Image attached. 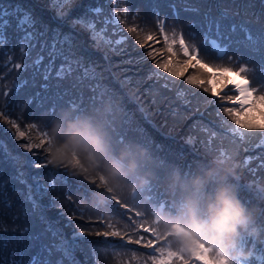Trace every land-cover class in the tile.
<instances>
[{"label":"trees","instance_id":"1","mask_svg":"<svg viewBox=\"0 0 264 264\" xmlns=\"http://www.w3.org/2000/svg\"><path fill=\"white\" fill-rule=\"evenodd\" d=\"M103 3L105 0H74L73 6L79 4L81 7H74L71 11L75 16L68 18L67 15H60L61 11L58 9H64V7H59L61 3L55 4L53 0H0V5L5 8L19 6L31 12L36 20L34 31L42 34L33 41L34 51L31 59L26 60L20 49L24 33L18 31L16 20L12 18L11 26L4 30L5 44L0 49V113H3L0 115V143L5 146L4 151L0 152V186L4 191L3 200L10 202L11 205L9 207L8 204H0V216L4 222V229L0 230V264H13L14 260L18 261L21 258L24 264H29L30 258L40 251L41 245L51 246L52 236L46 231L48 223L60 230L61 237L58 239L64 238L67 242L75 231L83 230L87 235L86 238L76 240L73 259L65 260V264H86V262L89 264H123L117 258V253L124 246H110L97 235L98 232L103 233V231H119L116 225L114 205L104 204L101 200L105 199L103 193L106 190L100 187L101 184L96 182V179L93 181L88 177L87 182H93L94 185L85 184L82 181L86 178L85 173H82L83 177H81V175H75L70 167L48 162L50 158L46 151L47 137L44 136L46 131L43 128V119L46 113L54 112L57 107L67 104H70L76 113L85 110L84 105L89 101L94 104L107 105L111 111L116 112L119 109L114 107L115 103L120 102L123 109V120L121 127L114 132L115 139L117 143L124 144L128 142L129 136H132L139 139L143 147L147 149L148 162L136 179L143 183L145 188L152 189L154 196L159 195L161 201H165L164 209L168 208L170 199L173 202L175 199L170 189V177L173 172L179 171L183 175H190L198 165H210L211 150H207L208 154L201 150L209 137H215L220 143L225 142L227 146L236 147L234 158L239 161V170L236 167L232 168V165L229 166L233 183L237 185L241 198L253 200L260 196L246 187L244 181L256 180L264 184V161L261 160L259 152L252 153L244 147L242 149V145L254 142L255 136L262 130H252L248 139L245 137L247 142L238 140L235 144L227 140L225 136H229L225 128H231L233 120L224 113H218L216 108L220 99L210 92L209 75L205 66L194 63L193 59L184 58L177 50H174L175 55L168 52V46L160 40L152 18V11L155 9L174 16L171 7L174 4L179 15H195L204 22L205 14L219 18L221 12L228 10L230 18L223 21L226 27L222 29L227 32V26L234 22H237V25L240 23L247 24V26L254 24L257 28L264 29V3H261V0H190L189 5H185L179 0H125V4L132 9L135 23L130 14L124 15L119 9L121 20L124 21L120 25L122 31L119 35H128L125 51L128 56L134 58L135 63L127 64L128 69L122 74L130 75L132 81L138 79V83L135 82L134 86H130L133 91L139 90L146 103L144 110L148 112L147 116H144V112L138 108L125 90L120 92L121 84L114 80L112 75L111 78H105L106 70L100 71L101 74L95 75L94 78H86L84 67L77 65L71 72L73 75L60 78L55 74L54 68H58L64 59L56 57L53 60L49 57L50 48L45 47V42L50 45L53 36L57 33L61 40L65 35L69 36L73 52L85 60L93 58V60L102 62L104 53L109 59L117 57L116 52L110 53L105 49L95 50L93 46H90L92 42L87 38L86 32L78 26L70 25V21L79 17H88L92 14L89 12L90 8ZM189 6L199 11H184L185 7ZM144 18L146 24H144ZM186 27L192 30L189 26ZM129 28L135 31L130 33ZM146 28L148 30L142 34L141 31ZM149 34L152 35V40L146 39ZM228 34L232 35L233 41L243 39L245 35L243 32ZM194 36L202 44L205 43L203 31L198 30ZM81 42L85 48L76 51ZM63 47L67 48L68 45L65 44ZM149 52L153 53L152 57L148 55ZM259 53L264 54V50L254 51L245 48L242 44L233 43L229 48V56L220 60L233 68L246 65L249 70H255L264 67V55ZM38 55L43 56L44 59L41 66L34 68L32 65ZM211 56L217 58L215 54ZM169 58H171L169 67L183 75L174 77L156 67L157 62L164 63L169 61ZM115 59L117 58L113 60ZM17 63L21 65L27 63L29 66L27 69L17 70L14 67ZM49 63L54 68L49 80L46 81L43 68ZM153 72L161 73V76L157 77L153 75ZM188 76L197 77L203 82V86L187 84ZM253 76L258 88L261 91L264 90V77L255 73ZM17 84H19L18 91L14 87ZM46 84L47 88H45ZM164 84L168 86V90H161ZM205 88H208V91H205ZM181 92L183 95H180ZM124 118L136 123L131 127L124 121ZM13 120L35 142L39 143L41 139H44V145L41 148H33L31 152L22 150L17 145L19 141L15 139L16 130L10 123ZM31 125L35 127H30ZM253 133L256 135L253 136ZM191 134H195L200 141L199 148H195V145L183 144V141ZM247 156L252 158L248 164L245 163ZM13 157L18 159H13ZM33 161L46 166L37 168L32 163ZM252 168H256V175ZM21 171L27 179V184H21L17 180ZM69 173L72 175H68ZM33 177H38L39 183L45 188L50 183H55L54 190L49 189L42 198H38L43 208L37 209L35 214H33L31 205L25 203L28 186H34ZM84 188L90 191L89 196L94 199L92 194L96 196L98 201L94 202L95 208L104 209L101 222L99 213L88 215L80 211L81 201L75 204L74 209L72 202L77 200L76 193L85 191ZM25 209H27L26 218ZM170 209H168V215L173 212V207ZM41 214L46 217L45 222L40 220ZM148 214L154 216L155 212L152 210ZM16 217L19 219H15ZM109 225L111 228L108 227ZM25 226L30 231L22 239L21 230ZM161 227L166 230L164 224ZM122 233L123 236L127 235L126 232ZM27 236H39L40 240L30 241ZM132 241L139 240L135 238ZM173 244L175 250H181L176 241ZM132 250L141 252L134 246ZM246 250L251 253L249 246ZM43 255L51 259L53 264L62 258V254L56 252H53L50 257L47 252Z\"/></svg>","mask_w":264,"mask_h":264},{"label":"clouds","instance_id":"2","mask_svg":"<svg viewBox=\"0 0 264 264\" xmlns=\"http://www.w3.org/2000/svg\"><path fill=\"white\" fill-rule=\"evenodd\" d=\"M84 109L76 113L67 104L44 116L50 161L70 167L75 175L102 176L101 188L123 192L139 177L148 151L132 136L124 144L117 143L114 132L123 120L120 102L116 112L91 101ZM170 189L175 196L173 212L163 224L180 247L203 243L225 257L227 264H239L249 255L241 241L264 238V195L241 198L222 157L213 156L210 165H198L190 175L173 172ZM176 225L183 231L177 233Z\"/></svg>","mask_w":264,"mask_h":264},{"label":"rangeland","instance_id":"3","mask_svg":"<svg viewBox=\"0 0 264 264\" xmlns=\"http://www.w3.org/2000/svg\"><path fill=\"white\" fill-rule=\"evenodd\" d=\"M73 1L74 0H72V2ZM78 6L79 4L73 6L72 3L71 4H60L59 7H64V9H58V10L61 11L60 15H67V17L69 18L71 16L72 17L75 16V14L71 10L74 7H78ZM94 8L102 9V12L99 16L92 13L91 15H88V17H79L78 19L95 20L97 30L105 27V21L110 20L116 14H119V18L121 20L119 9L121 13L125 15L124 9L127 8L128 9L127 14L131 15L132 20L134 22L132 9L130 6L125 4V0H105V3L99 4L96 7H93L92 9ZM152 15H153L152 18L154 19L155 27L158 31L160 40L164 45H167V44L165 43L164 38L158 27V24L160 23V21L164 22V31L169 35L170 39H171L173 31H175L177 35L179 34L183 35L186 44H188L189 46L191 45L196 46V48L198 49L199 55L193 56V57L183 56L178 42L174 46V50H177L186 59H193L194 63L196 64H198L197 60H200L201 62L199 64H203L205 66V69L209 75L208 82L210 85L209 86L211 90L210 92L213 96L216 95V93H218L217 95L220 99V103L216 108L218 113L226 114L225 108H229V109L234 108L237 111L238 118L241 119L242 122L257 123V124L264 123V102L256 101L251 106H245L244 109H240L239 105L236 103L238 99V94L233 91L232 82L235 81V83L242 84L243 80L237 79L235 74H233L231 77L227 75V73L212 71L213 66L227 67L226 65H229V64H225L222 60L212 57L209 54L208 50L205 49L204 44H202V42L194 36V33H196L198 30L203 31V33L204 31H206L205 22H202L201 20H199L195 15H189V14L179 15V20H177L176 16H172L168 13L156 11L155 9H153ZM78 19L75 18L73 21H70L71 22L70 25L72 27L78 26L80 29L86 32L87 38L89 39L90 42H92V45L88 43L86 44L93 46L95 50L105 49L107 52H110V53L116 52V56H117V57H114L117 59L113 60L114 58L109 59L108 55L104 53L103 54L104 61L101 62L99 60H95V59L93 60V58L90 60H85L82 56L76 55V57L82 58V64H83L84 69L85 68L93 69L95 72V75H100L101 74L100 71L106 70L105 78H111L110 76L112 75L113 79L117 80L121 84L119 87L120 92H124L125 90L127 94L133 98L134 102L138 105V108L144 112V116H147L148 112L144 110L146 103L142 99L141 94L139 93V90L133 91V88L130 86V85L134 86L133 83L135 82L138 83L139 82L138 79H135L134 81H132L130 80L131 78L130 75L122 74V72L124 73L128 69V66H126L127 64L135 63L134 58L131 56H128V54L126 53L125 43L122 45L116 46L115 50L103 44H101L100 46H97L96 41H94L92 38L91 32L87 30L84 27V25L80 23H76ZM143 21H144V24H146L145 18L143 19ZM120 25L121 24H119L118 26L114 24L106 25L107 35L111 37L113 40L119 39L121 36L119 35L120 31H118V29L120 30L121 28ZM186 26H189L190 28H192V30L191 31L188 30ZM144 30L141 31L142 34H145V32L148 29L146 28ZM125 37L128 38V35L126 34ZM84 48L85 46L83 45V42H81L79 44V47L76 48V51L82 50ZM64 63L65 61L58 68L56 67L54 68L52 65L50 73L52 69L54 68L56 70L55 72L56 74L57 71L60 69V67ZM76 66L77 65H73V69ZM69 75H73V74H69ZM161 90H168V86L164 84L161 87ZM260 96H263V95H260ZM114 107L116 109H119V104L116 102ZM129 115L131 114L129 113ZM124 121L130 124L131 127H133V124L136 123L134 120H133L134 122H131L127 118H124ZM235 127L237 126L232 121L231 128H235ZM231 128H225L226 129L225 132L229 136V137L227 136L225 137L227 138V140L235 144H237L236 141L238 140H243L247 142L245 140V137L246 139H248L249 134L252 133V130L240 129L241 132L245 133L243 138H241L239 135H236L233 132H231L230 131ZM255 135L256 133H253V136ZM262 140H264V130H262L260 134L258 132V135L255 136L254 142L250 144H247V143L243 144L242 149L244 147L246 148V150H250L252 153L259 152L258 154L261 155V160L264 161V145L261 144ZM17 141H19V143H17L19 147L22 144L28 143V140L25 138H21L20 140H17ZM205 143L206 145L203 146V149H201L202 151L207 153V150H211V157L213 156L222 157L225 161H227L229 165H232L231 166L232 168L236 167V169L239 170V167H240L239 161L234 158L236 147H230L229 145L228 147L227 145H225V142L220 143L215 137L214 138L209 137V139ZM183 144L187 146L195 145V148L196 147L199 148L200 141L198 140L195 134H191L187 136V138L183 141ZM23 149L24 148H22V150ZM202 157H203V154H202ZM251 159H252L251 157L247 156L245 158V163L248 164L251 161ZM220 162L223 163V161H220ZM252 170L254 171V174H255L256 168H252ZM68 175H72V173H69ZM84 176H86V178L85 179L83 178L82 181L85 184H88L89 186L90 185L93 186L94 183L87 182L88 177L92 178L93 181L96 179V182H99V184H102L103 182L102 176H98L95 174L89 175L87 173H85ZM81 177L83 176L81 175ZM244 183L246 187H248L254 192V194H258L260 196L264 195V184H261L257 182L256 180H247V181H244ZM89 192L90 191L87 189H85V191L83 192H77L76 193L77 200L72 202V205L75 209V204L78 201H81L82 204L80 205V211L88 215L99 213L100 222H101L102 221L101 217L104 214V209L98 210L97 208H95L94 202L97 200L96 196L92 194L95 197L94 199L93 197L89 196L88 194ZM146 193H149V195H146ZM103 194L105 195V199H101L102 202L107 205L109 203H112L114 205V213L116 214V225L118 226L119 228L118 232L120 233V236L108 237V238H105L102 235H100L103 242L105 243L107 242L108 245L110 246H124L122 250L117 253V258L121 260L123 264H153L152 257L156 254L154 250L159 249V240L156 238V234L163 233L165 230L163 229V227H161L165 217L162 216L160 213V208H161L162 203H161V199L159 195L154 196L152 193V189L145 188V185L141 183L139 180H137L136 178H135V182L132 183L123 192H109L108 190H106V192H104ZM152 210L155 212L154 216H151L148 214ZM80 232L81 230L73 232L71 237L69 238L68 243L70 245H73L74 250H75L76 241H73V236L74 235L79 236ZM122 232H126L127 235L123 236ZM83 237L84 238L87 237L86 233L85 235L80 236L77 240H81ZM135 238H138L140 243H136L132 241ZM195 243L200 245L199 242H195ZM201 244L207 247L203 243ZM133 246H142V247L147 248L149 251L137 252V251L132 250ZM181 248L183 249L185 247H181ZM220 260H222L220 264L227 262L225 258H223V256H220ZM86 264H89V262H86ZM198 264H202V262H199Z\"/></svg>","mask_w":264,"mask_h":264},{"label":"snow or ice","instance_id":"4","mask_svg":"<svg viewBox=\"0 0 264 264\" xmlns=\"http://www.w3.org/2000/svg\"><path fill=\"white\" fill-rule=\"evenodd\" d=\"M180 3H183L185 5H189L190 0H179ZM53 3H61V4H71L72 0H53ZM261 3H264V0H261ZM128 9L125 8L124 12L127 14ZM184 11H192V12H198L199 9L195 7H185ZM89 12L94 13L95 15L99 16L102 12L101 8H90ZM173 12L176 16V19L179 20V13L176 11L174 4H173ZM14 18L16 20V27L18 31H21L24 33L23 37L21 38L20 43V49L22 56L26 58V60L31 59V54L34 51L35 45L33 41L37 39L38 36L42 35L41 33H37L34 31L36 20L33 17L32 13L29 11H25L23 8L16 6L15 8H12V6H9L8 8H5L3 5H0V49L3 48L5 44V35L4 30L6 27L11 26V20ZM230 18V12L228 10H225L221 12L220 17L216 18L211 15H206L205 17V23H206V31H204V38L205 43L204 47L206 50H209L211 52H214L216 54L217 59H222L228 54V49L232 46L233 43L236 44H242L245 48L251 49V50H264V29L253 32V30L247 26V24L241 23L239 25L232 24L230 26H227V32L223 31L226 26L223 24V21ZM124 21L120 20L119 14H116L114 17H112L110 20L105 21V27L100 28L97 30L96 22L95 20H85V19H78L76 23H80L84 25V27L89 30L92 34V38L94 41H96L97 46H100L101 44L108 46L110 48H113L115 50L116 46L122 45L126 43L127 37L121 35L119 39L113 40L111 37L107 35V24H114L119 25L123 23ZM158 27L160 29V32L164 38L165 43L168 46V52L175 55L174 52V46L179 43L180 50L185 57H193L198 56L199 52L195 45L189 46L186 44L184 37L182 34L177 35L175 31H173L171 39L169 38V35L164 31V22L160 21L158 24ZM203 27V26H202ZM118 31H122L119 30ZM135 29L129 28L128 32H133ZM237 32H243L244 38L233 41L232 35L228 33H237ZM146 39L152 40L153 37L151 34H149ZM139 43V41H137ZM67 44L68 47L65 48L63 45ZM45 47L50 48V51L48 52V56L51 57L53 60L56 57H62L65 61V63L60 67V69L57 71L56 76L60 78H64L66 75L71 74V72L74 70L73 65H79L83 67L82 64V58L76 57V53L73 52V45L71 42V38L67 35L64 36L63 40L60 39L59 34H55L52 38V43L49 45L47 42H45ZM143 47V45H141ZM191 48V50H190ZM148 55L150 57L153 56L152 52H149ZM76 57V58H74ZM43 56H37V58L33 62V67L38 68L41 66V63L43 61ZM201 61L197 60V63L199 64ZM169 63H171V58H169V61L160 63L157 62L156 67L159 69H162L164 72L170 73L171 76L178 77L183 75L181 72L173 71L169 67ZM187 63V61H185ZM29 65L25 63L24 65H21L19 63L15 64L14 67L17 70L20 69H27ZM207 67V65H206ZM52 68V64L49 63L48 65L44 66L43 68V75L44 79L47 81L50 78V70ZM214 72H223L228 73L234 71L232 68L228 67H222V66H213ZM249 69L246 65H241L238 71H235V74L237 76H240L242 73H247ZM153 75L160 77L161 73L153 72ZM84 76L86 78H94L95 72L91 68H85L84 69ZM167 79V78H165ZM187 84L195 85L197 87L203 86V82L200 81L195 76H188L186 80ZM14 87L19 90V84L14 85ZM48 85H45V88H47ZM232 89L234 92L238 94V99L236 103L239 105L240 109H244L245 106H250V103L255 102L256 97L254 96V93L258 91V89H254L251 87L250 83H244V84H238L235 83V81L232 82ZM205 91H208V88L204 89ZM218 94V93H216ZM180 95H183L181 92ZM259 100L261 102H264V96H260ZM226 114L233 120L234 124L237 126L235 128H231L230 131L233 132L236 135H239L241 138L245 135L244 132H241L240 129H246V130H264V123H248V122H242L241 119L238 118L236 109L232 108H225ZM3 113H0L2 115ZM13 128H15V139L20 140L21 138H25L28 140V143L20 145V147L24 148L26 152H31L33 148H41L45 140L41 139L39 143L35 142V140L28 136L25 131H22L20 126L16 123V121H10ZM30 127H35V125H31ZM44 136L47 137V133H44ZM261 144L264 145V140L261 141ZM5 146L3 143H0V152L4 151ZM47 151V149H46ZM13 159H18L17 157H13ZM49 163H52L50 160ZM35 167H45V164L36 163L35 161L32 162ZM17 180L21 184H27V179L24 178V173L21 171L18 174ZM34 186L29 185L28 186V194L26 196L25 203L30 204L33 210V214H35L37 209H42L43 206L39 202L38 198H42L43 194L49 190V189H55V183H50L47 188L42 186L39 183L38 177H33ZM4 191L3 187L0 186V204H8L10 207V202L3 200ZM27 217V209H25V218ZM15 219H19V217H16ZM40 220L42 222L46 221V217L41 214ZM111 228V226H108ZM4 229V222L2 216H0V230ZM30 231V229L25 226L21 230V238L23 239L24 236ZM47 232H49L52 236L53 243L51 246L41 245L40 251H38L34 256L30 258L29 264H53L52 260L44 257L43 253L47 252L48 257H50L53 252L62 254V258L56 262V264H65V260L71 261L73 259V251L74 247L73 245H70L66 239L59 238L61 237L60 230L57 228H54L51 223H48V227L46 229ZM85 235L83 230L79 233V236L74 235L73 241H76L80 236ZM98 236L102 235L105 238L108 237H117L120 236V233L118 231H105L103 233L98 232ZM27 239L30 241H39V236H27ZM136 243H140V241H136ZM155 255L152 257L153 264H177V262H180V264H187V261L185 260V256L190 257H196L199 261L202 262V264H218L220 261V255L217 253H214L211 249L196 244L195 242L190 243L185 248L179 250V251H172L168 248H159L155 249ZM13 264H24L23 259L20 260H14Z\"/></svg>","mask_w":264,"mask_h":264}]
</instances>
